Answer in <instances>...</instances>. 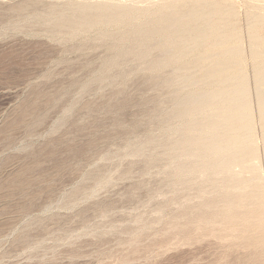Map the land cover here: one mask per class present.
Here are the masks:
<instances>
[{
    "label": "rangeland",
    "instance_id": "rangeland-1",
    "mask_svg": "<svg viewBox=\"0 0 264 264\" xmlns=\"http://www.w3.org/2000/svg\"><path fill=\"white\" fill-rule=\"evenodd\" d=\"M106 1L145 5L0 0V264H246L244 250L225 258L217 241L171 229L186 193L166 150L175 127L168 76L131 59L104 70L113 39L46 22L69 4ZM235 1L245 31L247 8ZM151 137L155 151L132 152Z\"/></svg>",
    "mask_w": 264,
    "mask_h": 264
},
{
    "label": "bare ground",
    "instance_id": "bare-ground-1",
    "mask_svg": "<svg viewBox=\"0 0 264 264\" xmlns=\"http://www.w3.org/2000/svg\"><path fill=\"white\" fill-rule=\"evenodd\" d=\"M242 1L245 31L235 0H137L141 7L78 2L53 11L46 22L70 35L97 31L99 38L113 39L104 70L131 59L139 69L168 76L163 83L175 127L166 150L186 193L171 229L192 243L217 241L225 258L234 260L241 249L246 264H264V0ZM157 146L151 137L130 147L139 155Z\"/></svg>",
    "mask_w": 264,
    "mask_h": 264
}]
</instances>
